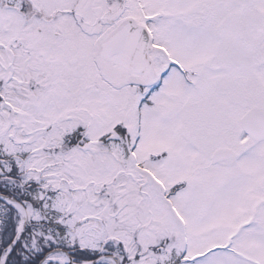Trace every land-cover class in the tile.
Segmentation results:
<instances>
[{"label":"snow or ice","instance_id":"obj_1","mask_svg":"<svg viewBox=\"0 0 264 264\" xmlns=\"http://www.w3.org/2000/svg\"><path fill=\"white\" fill-rule=\"evenodd\" d=\"M0 264H264V0H0Z\"/></svg>","mask_w":264,"mask_h":264}]
</instances>
